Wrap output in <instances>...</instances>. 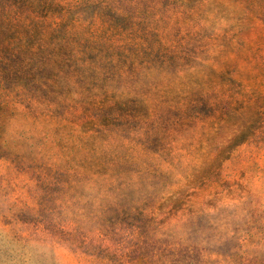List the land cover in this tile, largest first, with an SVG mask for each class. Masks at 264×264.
Listing matches in <instances>:
<instances>
[{
    "label": "rangeland",
    "instance_id": "1",
    "mask_svg": "<svg viewBox=\"0 0 264 264\" xmlns=\"http://www.w3.org/2000/svg\"><path fill=\"white\" fill-rule=\"evenodd\" d=\"M0 264H264V0H0Z\"/></svg>",
    "mask_w": 264,
    "mask_h": 264
}]
</instances>
